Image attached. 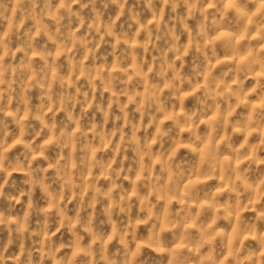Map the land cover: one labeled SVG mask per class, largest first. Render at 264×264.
I'll list each match as a JSON object with an SVG mask.
<instances>
[{
    "label": "rangeland",
    "instance_id": "374dc122",
    "mask_svg": "<svg viewBox=\"0 0 264 264\" xmlns=\"http://www.w3.org/2000/svg\"><path fill=\"white\" fill-rule=\"evenodd\" d=\"M0 264H264V0H0Z\"/></svg>",
    "mask_w": 264,
    "mask_h": 264
}]
</instances>
